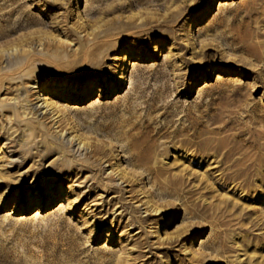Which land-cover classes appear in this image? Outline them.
<instances>
[{"label":"rangeland","instance_id":"obj_1","mask_svg":"<svg viewBox=\"0 0 264 264\" xmlns=\"http://www.w3.org/2000/svg\"><path fill=\"white\" fill-rule=\"evenodd\" d=\"M0 54V264H264V0H0Z\"/></svg>","mask_w":264,"mask_h":264},{"label":"bare ground","instance_id":"obj_2","mask_svg":"<svg viewBox=\"0 0 264 264\" xmlns=\"http://www.w3.org/2000/svg\"><path fill=\"white\" fill-rule=\"evenodd\" d=\"M3 57H5V55L0 54V60H1V58H3ZM14 70L17 71L18 69H15V68H14L13 71H14ZM0 73H3V72H0ZM5 76H6V75L3 74V75H2V78L5 77ZM5 89H8V88H5ZM11 122L15 123V122H19V120H17V119H11Z\"/></svg>","mask_w":264,"mask_h":264}]
</instances>
